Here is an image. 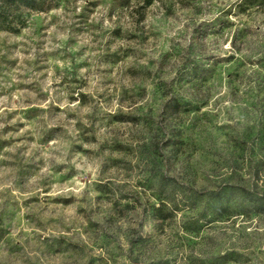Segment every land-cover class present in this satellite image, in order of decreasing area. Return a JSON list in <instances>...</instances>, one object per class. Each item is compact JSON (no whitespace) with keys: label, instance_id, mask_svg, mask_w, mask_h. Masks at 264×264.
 I'll return each mask as SVG.
<instances>
[{"label":"rangeland","instance_id":"rangeland-1","mask_svg":"<svg viewBox=\"0 0 264 264\" xmlns=\"http://www.w3.org/2000/svg\"><path fill=\"white\" fill-rule=\"evenodd\" d=\"M0 224V264H264V0L0 30Z\"/></svg>","mask_w":264,"mask_h":264},{"label":"trees","instance_id":"trees-1","mask_svg":"<svg viewBox=\"0 0 264 264\" xmlns=\"http://www.w3.org/2000/svg\"><path fill=\"white\" fill-rule=\"evenodd\" d=\"M60 0H0V30H6L12 33H20L26 27L31 12H45L53 9L58 5ZM144 3V7L151 6L155 0H140ZM180 108L178 102L174 101L170 105L171 111ZM214 199L223 206L225 201L221 194L215 195ZM224 203V204H223ZM217 206H214L213 215L220 212ZM227 211V210H223ZM161 219H168L169 214H163L162 210H158ZM222 213V212H221ZM4 229L0 224V242L4 237Z\"/></svg>","mask_w":264,"mask_h":264}]
</instances>
